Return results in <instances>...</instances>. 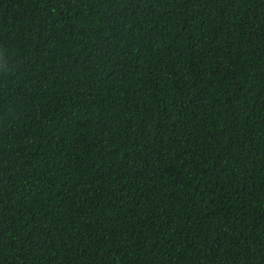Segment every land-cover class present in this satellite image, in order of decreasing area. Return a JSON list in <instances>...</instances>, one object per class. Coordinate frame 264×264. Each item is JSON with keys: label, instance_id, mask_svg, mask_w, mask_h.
Listing matches in <instances>:
<instances>
[{"label": "trees", "instance_id": "16d2710c", "mask_svg": "<svg viewBox=\"0 0 264 264\" xmlns=\"http://www.w3.org/2000/svg\"><path fill=\"white\" fill-rule=\"evenodd\" d=\"M0 264H264V0H0Z\"/></svg>", "mask_w": 264, "mask_h": 264}]
</instances>
